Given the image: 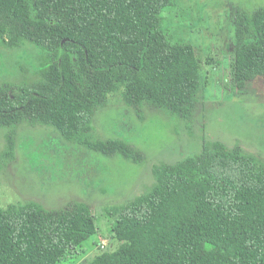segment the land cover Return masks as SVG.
<instances>
[{"label":"trees","instance_id":"trees-1","mask_svg":"<svg viewBox=\"0 0 264 264\" xmlns=\"http://www.w3.org/2000/svg\"><path fill=\"white\" fill-rule=\"evenodd\" d=\"M175 3L0 0V41L31 42L51 59L33 83L0 84V126L39 122L95 152L143 161V152L122 139L90 138L94 110L104 102L107 79L175 85L212 63L192 43L170 40L162 13ZM233 25L229 70L242 89L264 79V5L251 13L238 8ZM158 104L183 117L194 108L183 99ZM13 148L11 130L6 159ZM152 174L147 191L103 208L117 246L88 259L98 227L86 203L0 206V264H264V166L255 155L204 139L198 152L155 164Z\"/></svg>","mask_w":264,"mask_h":264},{"label":"rangeland","instance_id":"rangeland-1","mask_svg":"<svg viewBox=\"0 0 264 264\" xmlns=\"http://www.w3.org/2000/svg\"><path fill=\"white\" fill-rule=\"evenodd\" d=\"M261 5L264 0H176L162 13L170 40L192 43L198 56L212 58V63L204 64L192 81L175 85L107 79L110 86L103 104L95 107L90 138L122 139L143 152L141 162L95 152L39 122L0 126V206L34 201L60 210L86 203L98 227L90 239L97 242L87 250L88 259L117 246L111 244L103 208L147 191L154 183L153 165L176 163L198 152L205 139L240 147L264 166V79L237 89L229 70L235 12L241 8L251 13ZM50 63L47 52L31 42L10 46L0 41V84L33 83ZM178 99L194 102L192 114H172L158 104ZM11 130L13 155L6 159Z\"/></svg>","mask_w":264,"mask_h":264}]
</instances>
